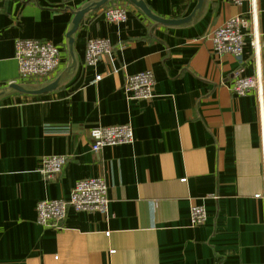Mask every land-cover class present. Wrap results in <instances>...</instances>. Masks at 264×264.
Instances as JSON below:
<instances>
[{"label": "crops", "instance_id": "crops-1", "mask_svg": "<svg viewBox=\"0 0 264 264\" xmlns=\"http://www.w3.org/2000/svg\"><path fill=\"white\" fill-rule=\"evenodd\" d=\"M94 1L0 0V89H39L67 71L52 92L0 97V264H264V0L253 15L249 1L202 0L179 26L156 24L124 0L126 21L91 10L71 45L75 13ZM143 1L168 19L199 4ZM237 15L246 20L242 61L216 54L212 37ZM25 38L59 47L50 80H19L16 40ZM95 38L114 48L89 66ZM148 69L155 96L130 97L126 77ZM257 74L262 93L233 94L236 76ZM115 124L133 126L132 142L93 152L90 130ZM45 156L67 157L59 177L43 178ZM98 176L109 187L106 213L69 209L59 228L37 222L39 201L68 198ZM193 205L205 208L204 222L192 221Z\"/></svg>", "mask_w": 264, "mask_h": 264}, {"label": "built area", "instance_id": "built-area-1", "mask_svg": "<svg viewBox=\"0 0 264 264\" xmlns=\"http://www.w3.org/2000/svg\"><path fill=\"white\" fill-rule=\"evenodd\" d=\"M229 1L236 4L252 2L251 15L257 11L258 0ZM102 12L108 22L121 23L128 18V5L123 1H115L111 6L103 8ZM245 24V18L237 15L223 26L217 27L212 32L214 52L216 54L229 53L242 61L245 43L242 27ZM113 48V44L107 39H89L85 50L86 64L95 66L103 55L110 56ZM15 59L18 62V77L22 82L50 80L58 71L61 62L60 49L57 45L48 40L31 38L16 40ZM100 78V75L97 76V79ZM155 85V75L148 69L127 76L124 90L134 99L149 101L155 96ZM230 89L234 95L238 96H245L253 90L262 93L263 80L258 74L253 77L238 75L233 79ZM90 135L93 139L92 151L98 153L104 146L132 142L134 129L129 124L97 125L90 130ZM66 161L65 156H45L41 161L39 172L45 180L57 178L62 174ZM108 190L107 181L102 176L82 178L74 185L68 198H47L39 201L36 208L37 222L44 227L59 228L62 222H65L69 209L77 212L106 213L110 203ZM191 217L193 222L202 223L207 218V212L203 206L193 205Z\"/></svg>", "mask_w": 264, "mask_h": 264}, {"label": "water", "instance_id": "water-1", "mask_svg": "<svg viewBox=\"0 0 264 264\" xmlns=\"http://www.w3.org/2000/svg\"><path fill=\"white\" fill-rule=\"evenodd\" d=\"M111 0H98L94 1L92 3L86 4V6L80 8L77 10V12L74 15V18L72 20L73 27L68 31L67 37L70 40V44H74L73 36L77 32L78 28L81 25V21L85 17V15L94 9H100L101 7L105 6ZM130 2L131 4L135 5L137 8H139L146 17L150 18L152 21H155L156 24L162 25V26H179L183 23L190 22L192 17L195 15L196 11L202 6L203 2L202 0H198L199 4L197 8L188 16L182 17V19H168V18H162L156 14H154L148 4H145L143 0H126ZM67 76V71L62 72L54 81L45 84L43 87L39 89H29L27 87H24L23 85L12 82L9 84L8 87L0 89V97L6 94L9 90H15L18 93L21 94H32V95H44L45 93L52 92L59 88L61 85V82L65 79Z\"/></svg>", "mask_w": 264, "mask_h": 264}, {"label": "trees", "instance_id": "trees-1", "mask_svg": "<svg viewBox=\"0 0 264 264\" xmlns=\"http://www.w3.org/2000/svg\"><path fill=\"white\" fill-rule=\"evenodd\" d=\"M115 1H123V2H124V0H111V1H109L107 4H105L104 7L111 6V4H112L113 2H115ZM125 1H126V0H125Z\"/></svg>", "mask_w": 264, "mask_h": 264}]
</instances>
